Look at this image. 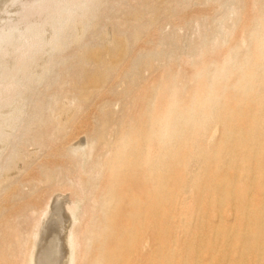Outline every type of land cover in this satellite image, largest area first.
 I'll use <instances>...</instances> for the list:
<instances>
[{"label": "bare ground", "instance_id": "6f19581e", "mask_svg": "<svg viewBox=\"0 0 264 264\" xmlns=\"http://www.w3.org/2000/svg\"><path fill=\"white\" fill-rule=\"evenodd\" d=\"M102 2L104 0H74L55 8L59 15L77 9L84 17L85 32L90 33L103 11L89 9V5ZM180 2L141 0L140 7L145 10V17L148 11L155 22L153 25L151 21L152 25L156 26L158 17L155 15L159 9L166 11ZM238 2L243 4L238 8L247 11L248 17L241 19L231 15L230 23L224 24L221 32L194 37L192 46L200 52V58L195 60L192 55L194 71L189 76L173 73L164 64L158 76L144 83L145 72L165 63L166 54L155 51V54L147 53L144 60L141 58V63L139 58L131 61L134 70L138 67L134 72L136 77L144 83L133 99V102L141 100L140 108L134 117L128 119L123 115L127 120L123 116L117 120L110 107L101 106L96 137L86 149L89 178L85 176L80 181V185H89V194L82 196L75 187L67 189L70 193L67 197H62L65 191L59 192L34 221V232L25 238L12 223L0 229V264H58L54 252L60 215L66 218V231L59 242L66 251V264H264V88H260L262 92L258 94V87L248 85L251 80H247L250 71L264 67V0ZM212 6L222 11L219 0H210L208 7ZM133 13L132 16H116L114 24L124 29L116 28V38L130 35L129 42L136 46L137 31H144L145 39L151 33L148 26L142 27V19L138 18L144 16L143 12ZM165 16L173 19V14ZM174 16L181 17L178 12ZM238 18L243 24L240 36L234 41L237 55L233 58L230 52L219 62L215 61L211 53L218 52L224 39L233 34ZM174 34L173 39H165L179 47L177 28ZM56 37L69 39L57 48L63 53L74 37L73 28L57 32ZM86 40L76 46L69 59H57L60 68L62 66L58 78L62 84L70 85V100L74 104L63 109L68 110L65 122H62L63 110L60 112L59 107L52 125L54 134L68 137L79 130L81 122L76 123L77 117L85 116L93 100L105 96L111 76L121 70L120 58L128 54L125 49L128 40L122 44L113 41L112 46L105 45L106 48L100 50L91 45L94 39ZM38 44L39 41H33L28 48L38 47ZM130 79L122 78V84ZM261 83L264 82L259 80L260 86ZM121 87L113 93L123 92ZM33 97L24 123L25 135L45 116V111L40 113L34 109L37 100L44 96L34 94ZM149 104L152 107L147 111ZM205 120L209 123L207 126L202 125ZM113 123L117 125L115 139ZM213 126L218 128L219 137L210 144ZM53 138L59 139L57 135ZM192 144L197 148L199 170L188 178L185 164L191 160ZM162 148L167 157L170 155L166 160L159 155ZM98 149H104L100 154L103 161L95 160L94 153ZM107 152L109 155L105 157ZM234 165L236 169L240 166L239 169H233ZM56 171L50 172L56 174ZM77 198H82L84 205L80 215Z\"/></svg>", "mask_w": 264, "mask_h": 264}, {"label": "rangeland", "instance_id": "374dc122", "mask_svg": "<svg viewBox=\"0 0 264 264\" xmlns=\"http://www.w3.org/2000/svg\"><path fill=\"white\" fill-rule=\"evenodd\" d=\"M75 1L78 2L80 0ZM69 2H74V0H38L29 14L25 17L22 25L11 37V43L9 42V44L4 48L0 55L4 56L0 57V180H2L1 186L3 187L0 191V229H5L8 223H12L14 227L16 226L19 228L22 238H25L26 236L34 232L32 229L34 221H36L40 212L44 209L46 204H50L54 201L55 196L59 194V192L62 193L63 191H65L66 195L63 194L62 197H67V193L68 195H70L67 189L75 187L79 194L82 193V196H87L89 194V185H80V181L85 176L88 177V173H90V168L86 165L89 156L86 153V149L87 146L91 144L96 137L98 126L97 123L102 112V110H100L101 106L110 107L113 110V117L117 120L120 118V116L122 117L123 115L128 119L134 117L139 111L141 103L140 99L133 102L135 93L138 92L139 87L141 88V86H143L146 81H149L150 78L158 76L160 71L164 68V64L171 72H181L185 76H189L191 72L194 71V67H192L191 63L192 55L195 56V60L200 58V52H197V48H195V46H192L194 37L196 38V36L198 37L200 35L205 36L211 32H221L222 27L225 26L224 24L230 23L231 15L239 16L241 17V19L242 16L248 17L247 11L240 10L241 8H238L240 4L238 0H219L221 6L223 7L222 11H217L215 6H212L213 8L208 7L210 0H181L180 3H183L185 5H181L180 3H178L177 6L175 5L173 8L166 11H164L165 8L159 9V12L156 13L157 16L155 15V18L158 17V21H156V19L154 18L157 24L156 26H153L155 22L151 20L150 14H147L148 11H146L145 17V10H142V8L140 7L141 0H104V2L100 3V5H89V9H100L99 11L101 13L103 11V13L99 17V20H96L97 22L94 25L95 27L93 26L95 30L92 27V29L89 31L90 33H87L85 32L84 17L81 16V13L77 9L71 10L69 14L60 13V15L56 11L57 6L66 5L69 4ZM40 4H43L44 7L41 8V6H39ZM117 8H120V10L117 11ZM231 8L233 9L232 11H230ZM105 10L106 12L108 11V13H104ZM229 11L232 13L229 14ZM130 12H134L133 15H140L143 12L144 16H139L138 18H140V20L142 19V27L148 26L149 32L151 33V36L148 39H145V32L142 30L141 33L140 31H137L136 35L140 36L137 37V40L135 42L137 43V47L135 46V44H131V42H129V39H131L129 38L131 37L130 35L122 34L123 36H118L119 39L116 38L115 35L116 28L119 29L118 25L114 24L115 17H121V15L132 16V13ZM177 12L181 17L177 18L174 16V14ZM158 14L160 16L162 14V16L160 17ZM163 14H168L169 16L170 14H173V19L172 17L165 16L166 19L168 18L166 20ZM64 15H66V17ZM58 16L61 17V19L58 18ZM188 16L191 19L188 18ZM225 17L228 18L225 19ZM241 19L238 18L237 20H235V30H233V34L231 36H228L224 39V44L218 51L219 53H211L215 61L219 62L223 55L230 52L231 56L233 55V58L237 55V47L234 46L236 45L234 41L241 34L240 29L243 24ZM151 21L154 22H152L153 25ZM151 25L153 27L150 28ZM69 28H73V41L71 39L68 42L69 47L67 45V49L63 51V53H61V51L58 52L57 48L69 39H59L58 37H56V34L57 32L67 31L69 30ZM176 28L178 29V35L180 36L179 47L171 43L170 45L166 40L167 38H174ZM119 30L124 29L120 28ZM124 36L125 39H123ZM86 38H91L92 40L94 39L92 42L91 40L89 41L94 48L98 47L96 48L97 50L99 48L105 49L106 46L109 47V45L113 44V41H117L119 44H122L128 40L129 43H127L126 46L124 45L125 49L128 50V54L124 55L126 57H122L124 59L120 58V65H122L120 67L121 70L119 69L120 71H117V73L114 74L116 77L114 75L111 76L110 80H112V84L110 82L106 86L107 91L105 92V96L93 100V105H90L89 109L87 110L88 112L86 111L87 113L85 114V116L77 117L76 123L81 122L79 124L81 125V127L79 128L80 131L77 130L76 132H74V134H70L68 137L67 135H59L58 133L54 134L53 132H51L54 129V126L52 125L53 121L57 117L56 115H58L57 112H59V107L61 109V112L64 108H71L74 104L73 101L70 100V85L62 84V81H60V78H58L59 74L57 75V73L62 68V66L60 68V63L58 60L60 57H62V59H69L70 55L73 54L76 46L78 44H84L87 41ZM114 38L116 40H114ZM175 39L177 40V38ZM95 40L98 42H96ZM33 41H39L38 47L28 48L29 43ZM175 46H177V48ZM138 48L140 49L138 50ZM155 51L157 53L162 52L164 53V55L166 54V60L164 59L165 63L161 64L158 69L145 72L146 75L143 78L144 83H140V78H137L136 73H134L137 72L138 67L134 70V68H132L133 64L131 61H134L135 59L138 60L139 58V62L141 63L143 62L142 60H144L147 53L154 52L155 54ZM139 52L142 54V57H139L141 56ZM141 58L143 59L141 60ZM52 65L53 67L51 68ZM261 67L263 66L256 67L258 71L255 68L247 75V80H251L248 85H253L256 88L258 87V90H256L258 94L262 92V87L264 88V83H261V86L260 84H258L259 80H262V82H264V67L262 69ZM121 77H129V79H131L128 81V83H125V85L122 84L123 81ZM121 85L122 87L120 89H124L122 90L123 92L120 91V94H118L119 92L113 93V90L119 88ZM45 91H47V93ZM34 94H39L40 96L42 95V97L44 96V98H39L37 100V107L35 106L34 109H36L40 113L45 111V116L44 118L39 117V124L34 126L32 131L28 133V135H25L27 132V128L25 127L24 123L30 114L31 104L35 99L33 97ZM6 96L9 98H7ZM57 99H59L60 101H58ZM59 102L61 104H58ZM149 105L150 107L148 105L146 106L147 111L151 110L152 106L151 104ZM67 111L63 110L61 112V119L63 120L62 122H65L67 120ZM117 113L118 115L116 117ZM124 116L123 118L127 120V118ZM89 124L91 125V128ZM113 124L114 126L112 127V133L113 139H115L114 137L116 136L117 125L115 123ZM207 124L209 123L206 122V120L202 123V125L205 126H207ZM50 126H52L51 129H49ZM213 127L211 128L212 139L209 141L210 144L217 142L219 137L218 128L215 129V127ZM246 134L248 136V133ZM56 135L58 136V140L60 141L57 140ZM47 137L48 141H45ZM53 137H55L56 139H54ZM50 139L54 142H52ZM111 143H114V140ZM49 145H53L51 146L52 149L51 147H49ZM56 146L58 148H56ZM102 150L104 149H98L97 151H95V160L103 161L104 157L102 155L101 158L100 155ZM195 150H197V148L194 144H192L190 148L191 160H189V162L185 164V173L188 178H190L199 170L198 152ZM108 155L109 154L107 152L105 154V157H107ZM159 155L160 157L165 158V160L170 156L168 155L167 157V154L164 152L163 148L160 151ZM239 167L237 165V169H239ZM233 169H236V166ZM50 171H56V174L55 172ZM61 172L62 174H60ZM2 190H5V194ZM52 199L53 201H51ZM77 200L80 204L78 208V213L80 215L83 212L84 205L82 198H77ZM57 222L58 238L54 256L58 264H66V251L64 246L60 245V243L62 242L61 238L66 231V218L63 215H60V217L57 219Z\"/></svg>", "mask_w": 264, "mask_h": 264}, {"label": "water", "instance_id": "95a60500", "mask_svg": "<svg viewBox=\"0 0 264 264\" xmlns=\"http://www.w3.org/2000/svg\"><path fill=\"white\" fill-rule=\"evenodd\" d=\"M38 0H0V55Z\"/></svg>", "mask_w": 264, "mask_h": 264}]
</instances>
